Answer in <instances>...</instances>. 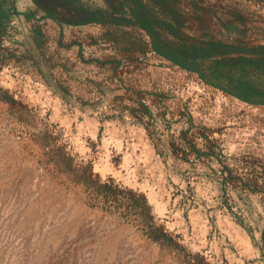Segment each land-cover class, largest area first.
<instances>
[{
  "label": "rangeland",
  "instance_id": "1",
  "mask_svg": "<svg viewBox=\"0 0 264 264\" xmlns=\"http://www.w3.org/2000/svg\"><path fill=\"white\" fill-rule=\"evenodd\" d=\"M40 1L0 0V264H264V105L136 26L81 20L104 0ZM193 3L217 38L264 44V0ZM90 169L143 193L167 237L91 204Z\"/></svg>",
  "mask_w": 264,
  "mask_h": 264
},
{
  "label": "trees",
  "instance_id": "2",
  "mask_svg": "<svg viewBox=\"0 0 264 264\" xmlns=\"http://www.w3.org/2000/svg\"><path fill=\"white\" fill-rule=\"evenodd\" d=\"M40 4V0H34ZM106 8L82 9L84 21L136 26L149 37V45L174 64L198 74L205 83L256 105H264V44L238 39L226 41L212 35L196 4L187 8L180 0H104ZM56 17L55 12H48ZM9 14L0 6V35ZM132 47H127L130 49ZM88 191L91 204L116 210L141 224L153 240L167 237L155 225L143 193L101 181L91 169L76 176ZM264 240V231L262 233Z\"/></svg>",
  "mask_w": 264,
  "mask_h": 264
}]
</instances>
